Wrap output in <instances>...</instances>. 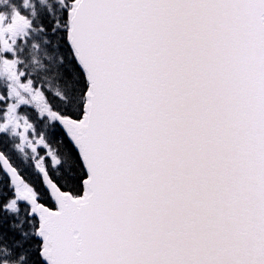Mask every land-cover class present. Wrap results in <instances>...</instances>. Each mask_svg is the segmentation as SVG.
<instances>
[{"label":"snow or ice","instance_id":"obj_1","mask_svg":"<svg viewBox=\"0 0 264 264\" xmlns=\"http://www.w3.org/2000/svg\"><path fill=\"white\" fill-rule=\"evenodd\" d=\"M0 264H264V0H0Z\"/></svg>","mask_w":264,"mask_h":264}]
</instances>
